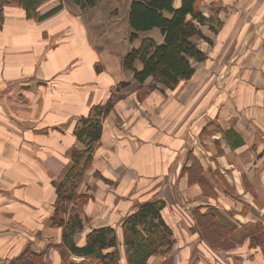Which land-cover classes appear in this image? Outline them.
Wrapping results in <instances>:
<instances>
[{"label": "crops", "instance_id": "0c3cea01", "mask_svg": "<svg viewBox=\"0 0 264 264\" xmlns=\"http://www.w3.org/2000/svg\"><path fill=\"white\" fill-rule=\"evenodd\" d=\"M58 1L46 3L40 9L41 12L55 6ZM175 2L178 4L180 0ZM201 10L211 20L206 23V27L214 36L211 35V39L208 36L211 44L206 41V57L198 61L199 67L189 80H183L174 89H167L165 92L154 89L143 100L134 94L139 84L131 91L124 90L125 87L120 88V91L115 89L113 96L119 93V97L116 98L114 109L103 120L102 137L93 156V164L96 170L104 169L103 173L113 181V170H108L110 168L107 165L102 166L103 163L113 154L114 157L116 155L133 159L122 165L125 164L129 172H135L139 177L131 183L132 189L137 190L138 194L133 199L127 198L131 200L122 211L110 204L99 203L95 196V201L86 204L85 209L90 211L92 217H105L106 221L93 226L87 225L86 231L75 235L77 243L83 242L86 232L105 225L115 226L120 236L123 235L121 221L132 212L137 200L147 198L165 200L164 216L167 223L173 232L177 233L178 230V236L195 238L191 241L193 246L201 233L196 228L197 221L192 211L194 208L203 213L214 212L221 222L229 226L240 227L250 221L264 225V0H204ZM0 11L5 22L25 34V40L37 41L44 39L47 34L50 36L52 40L47 39L48 46H43V53H40L49 63L50 70L56 72L65 67L64 79H72L74 84L78 81V87H86L83 91H76L79 110L75 114L86 115L94 105L107 102L113 81L119 83L125 81L123 79L129 81L133 78L130 72V79L127 78V73L123 74L119 60H115L107 52L98 53L93 48L78 15L63 10L52 18L35 21L27 18L21 4L11 3L9 0H0ZM77 24L80 25V30L77 29ZM213 29L217 32H213ZM51 42H57L58 46L50 49ZM95 62L102 66L104 64L107 72L105 68L103 73L101 70L97 75ZM86 76L98 77L100 83L93 90L82 86L86 82ZM132 81L135 82L133 79ZM68 83L66 81L64 85L70 88ZM99 84L105 85L107 89ZM25 86L26 84L23 87ZM60 99L59 95H55L54 100ZM242 101H249V108L239 106L238 103ZM0 113L4 115L1 105ZM46 133L52 134L51 137H46L59 142L72 140L67 129L63 133H57L55 138L51 129ZM115 142L121 143L123 148L115 147ZM116 149L119 152L115 153ZM42 150L40 148L38 153L45 165ZM53 150L51 152L55 154ZM55 152L59 159L63 158L57 150ZM192 155L203 166L206 178L204 188L199 183H189L188 175L183 173L184 166L191 165ZM64 158L68 162L65 156ZM35 164L38 163L30 162L20 168L28 169ZM45 181L46 187L50 189L49 179ZM0 199L6 198L0 196ZM190 199L193 201L188 202ZM13 202L14 205L10 206L0 204V212H3L1 214L5 218L11 217L15 219V223L19 220L26 223L34 217L40 223L45 220L46 225L40 228L43 234L41 236L16 237L17 241L9 245V249H5L4 254L8 259H0V264H17V259L25 252V264L27 259L36 264L32 254L43 256V239L49 236L52 227L56 230L61 228L50 219V204L42 215H36L33 205L26 201L16 198ZM177 207L184 209L186 215L179 214ZM121 243L120 240L122 261L124 259L123 264H128ZM210 246H207V252L202 251L204 258L201 257L196 262L228 264L219 250ZM174 248L175 245L167 255H172ZM66 255H69L68 250ZM262 255L264 261V251ZM11 257L15 259L14 263L10 262ZM158 257H161L160 262ZM164 257L162 254L151 255L149 263L160 264ZM82 258L84 257L76 256L73 259L72 256L75 262ZM190 262L184 261L183 264ZM174 264L177 262L174 261Z\"/></svg>", "mask_w": 264, "mask_h": 264}, {"label": "rangeland", "instance_id": "374dc122", "mask_svg": "<svg viewBox=\"0 0 264 264\" xmlns=\"http://www.w3.org/2000/svg\"><path fill=\"white\" fill-rule=\"evenodd\" d=\"M63 1L64 6L47 18H52L63 10L78 15V18H81L80 20L82 21L81 23L87 39L91 41L93 48H95L98 53L103 54V52H107L111 54L115 60L121 62V57L131 47L139 45L140 39L129 42L130 29L127 16L130 0H101L96 6L87 7L83 12L80 7L78 8L74 5L72 0ZM206 18L207 20L205 23L200 26L202 36L195 38L203 51L206 41L211 44V35L212 37L214 36L213 33L208 31V27H206V25H208L206 23H209L211 20H209L207 16ZM79 27L80 25L77 24L78 30H80ZM213 32L216 33L217 30L213 29ZM144 35L154 36L156 40H161L162 37L157 28L145 32ZM208 36L210 39H208ZM48 38L50 39V36L47 34L42 40H25V34L17 27L5 22L3 14L0 11V105L4 111V115L0 113V196L6 198L0 199V204L4 206L14 205L13 199L17 198L22 202L26 201L30 205H33V211L36 215H42L44 210L48 209L47 205L50 204L52 207L50 219L52 223L59 226L62 231L56 230L54 227L49 230V236H45L46 238H44L42 242L45 247L42 261L43 264H64L67 257L66 251L68 250V254H70V251L62 239L63 225L54 222L52 218L58 205V188L53 180L62 179L67 166L73 162L71 153L74 149H83L85 147V144L80 142L75 135L77 122L83 114L80 115L75 113L79 110V106L76 102V96L78 94L76 91H83L82 89L86 87H78L77 85H79V82L76 80L77 83L74 84L71 82L72 79H64L66 73L65 67L60 68V72H53L50 70L49 63L44 55L40 54L43 53L41 50L43 46H48ZM57 46V42H51L50 49H54ZM209 49L211 50L210 47ZM204 53L206 56L205 51ZM94 65L97 75L101 73V70L103 73L105 68V72H107V67L104 64L102 66L95 62ZM138 65L140 66V63ZM194 65L195 68H198L199 62L195 61ZM121 71L123 74L125 73V75L127 73V78L130 79V73L123 69ZM97 78L98 77L93 78V76H86V82H81L82 86L90 87L93 90V88L100 83ZM123 80L125 81L119 83H116V80L113 81V88L111 89V93L109 94L110 97L107 102L102 101L99 105H96L103 110L101 113H98L102 121V126L103 120L108 112L114 109L116 99L113 100L106 114L104 111L107 110V103H110L114 98L113 94L115 89H119L120 91L123 83L126 82V79ZM66 81H69L70 88L64 85ZM150 82L151 78L149 77L144 85H139V88H137L138 90L134 93L138 99H147L151 94L150 92L154 89H162V91L165 92L167 89L171 90L175 88L166 86L149 88L148 93H144L145 89L143 87L145 86L148 88L147 84ZM25 84L26 86L23 87ZM99 86L106 88L103 84H99ZM132 86L133 87L128 88L125 87L124 90H134V88L138 86V83L133 82ZM6 87L8 88L5 90ZM4 90L6 92H4ZM94 91H96V89H94ZM55 95H59L61 99L54 100ZM116 95L119 97V93ZM238 104L244 109L249 108L250 102L242 101ZM88 114H92L91 110ZM49 129H51L54 138L57 133H63L67 129L71 134V142L70 140H61L59 142L58 140L49 138L52 136L51 133H46ZM123 134L127 135L128 133ZM98 144L99 143L96 144L92 151L93 156L98 149ZM51 147L57 150L63 158L59 159L58 156L55 155V150L51 149ZM115 147L123 148L121 143L116 144V142ZM40 148H43L42 156L45 159L44 163L48 169L39 158L38 152ZM52 150L55 154L51 152ZM117 152L119 151L116 149L115 153ZM63 154L68 162H66ZM126 161L130 162L133 161V159H129L128 157L120 158L116 155L114 157L113 154L108 161L103 163L102 166L107 165L110 168L108 170H113L115 180L111 181L103 173L105 171L104 169L96 170L92 159L91 164L84 168L81 177L78 179V190L83 193L91 194V202L95 201L96 196L99 203L103 205L110 204L117 210L122 211L127 203L138 194L137 190L132 189L131 183L137 181L139 177L135 172H129V168L125 167V164L122 165V163ZM30 162H37L38 164L30 166L28 169L20 168ZM49 170L51 172H49ZM44 179H49L50 189L53 190L52 192L46 187V181ZM177 200H179V198H177ZM191 201L193 200H188V202ZM89 202L82 204L81 207L76 203H70V208L72 206L74 210L79 211L82 215L85 224L83 230L87 228V225L93 226L97 223H105L106 221L105 217L100 218L98 215V218L95 216L92 217L90 211L87 212L85 205ZM194 210L195 208L192 211L194 212ZM177 211L179 214L186 215V211L181 207H177ZM1 213L3 212H0L1 260H3V258L8 259V256L4 254L5 249H9V245L17 241L16 237L31 238L43 235L40 228L46 225L45 220L40 223L37 218L26 216L32 220H27L26 223L19 220L15 223V219L11 217L5 218ZM101 215L102 214H100V216ZM68 216L69 212L66 213V218H68ZM167 217L171 218L168 215ZM253 223L252 221L246 222L240 227H237L234 233L228 235L224 234L222 238H224L225 243L223 244L221 241L222 243L215 244V247L210 246L211 244L203 236L199 227L198 230L201 233L199 234V238L196 237L194 246L191 245V241L195 238L190 236H178V230L176 231L177 233L174 231L173 240L175 248L173 249V256L167 255L168 253L162 256H165V259L166 257L172 256L177 264H183L184 261L196 262L201 257L204 258V256H202V251L207 252L206 250H208L210 246L211 248L218 249L222 258L228 264H263V249L250 246L251 234L256 233ZM173 225L175 229H177L174 222ZM196 228H194V230ZM83 230L81 232H83ZM56 237H58V240ZM212 238L214 239L215 237ZM39 242H41V240H39ZM193 248H196L197 251ZM217 255L219 256L218 253ZM56 256H58L59 259ZM72 256L73 259H75L78 255ZM9 259L10 262H15L13 257ZM157 260L160 262L161 257H158ZM26 262L27 264H34L33 261L28 259ZM123 262L124 259L122 264ZM76 263L90 264L89 258L87 257L77 260Z\"/></svg>", "mask_w": 264, "mask_h": 264}, {"label": "trees", "instance_id": "16d2710c", "mask_svg": "<svg viewBox=\"0 0 264 264\" xmlns=\"http://www.w3.org/2000/svg\"><path fill=\"white\" fill-rule=\"evenodd\" d=\"M9 1L21 4L25 8L27 18L35 21L49 17L64 6V1L59 0L58 4L41 12L42 6L53 0ZM72 1L83 12L87 7L96 6L101 0ZM203 1L180 0L176 4L175 0H130L127 16L129 42L140 39V43L131 47L121 57V66L124 71L133 74L132 79L139 85H144L147 78H151V82L147 84L148 88L143 87L144 93H148L149 88H174L182 80H189L196 72L195 61L205 59V53L195 39L202 36L200 26L207 20L201 10ZM154 28L159 30L161 40L144 35ZM131 81L123 83L121 88L131 86ZM113 97L111 102L107 103V110L104 111L106 114L117 95ZM102 111L95 105L91 109L92 114L80 116L75 135L85 147L74 149L71 153L73 162L67 166L62 179L53 180L58 188V205L52 218L54 222L63 225L62 239L70 251L64 264H78L72 260V255L87 257L90 264H122L120 240L128 264H150L151 255L167 254L175 245L173 230L164 216V199L137 200L132 212L121 221V236L115 226L105 225L86 232L82 243L75 240V235L84 229L85 224L79 211L74 210L72 206L70 208V203L81 207L92 199L91 194L80 192L77 184L84 168L91 164L92 151L101 140L103 126L98 113ZM190 159L192 163L190 166H184L183 173L188 175L189 183H199L203 188L206 187L201 162L193 155ZM193 215L197 228L201 229L211 247L222 242L224 244L223 235L237 230L236 226L221 222L212 211L203 213L195 208ZM253 224L256 233L251 234L250 246L261 247L264 251V225L261 222ZM25 253L17 259V264H25ZM32 259L36 264H43L42 255L33 253ZM160 264H174L173 257H166ZM189 264L198 263L191 261Z\"/></svg>", "mask_w": 264, "mask_h": 264}]
</instances>
